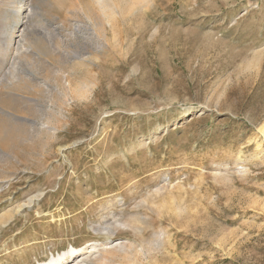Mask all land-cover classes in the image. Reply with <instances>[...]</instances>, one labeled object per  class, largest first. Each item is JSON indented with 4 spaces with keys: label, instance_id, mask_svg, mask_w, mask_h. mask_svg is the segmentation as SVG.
I'll return each mask as SVG.
<instances>
[{
    "label": "rangeland",
    "instance_id": "1",
    "mask_svg": "<svg viewBox=\"0 0 264 264\" xmlns=\"http://www.w3.org/2000/svg\"><path fill=\"white\" fill-rule=\"evenodd\" d=\"M72 249L264 264V0H0V264Z\"/></svg>",
    "mask_w": 264,
    "mask_h": 264
},
{
    "label": "bare ground",
    "instance_id": "2",
    "mask_svg": "<svg viewBox=\"0 0 264 264\" xmlns=\"http://www.w3.org/2000/svg\"><path fill=\"white\" fill-rule=\"evenodd\" d=\"M77 253H79V250L72 249L71 251L65 253L63 256H59L57 259H53L48 264H65L70 258L75 256ZM105 260H106V258H105ZM105 260L103 262H106Z\"/></svg>",
    "mask_w": 264,
    "mask_h": 264
}]
</instances>
